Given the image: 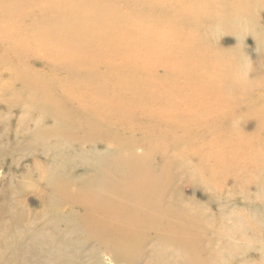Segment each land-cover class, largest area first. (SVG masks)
<instances>
[{"label":"rangeland","instance_id":"374dc122","mask_svg":"<svg viewBox=\"0 0 264 264\" xmlns=\"http://www.w3.org/2000/svg\"><path fill=\"white\" fill-rule=\"evenodd\" d=\"M5 1L8 0H0V34H3V29L11 24V26L17 29L16 33H11L14 35L9 34L0 39V140H3V143L0 141V165L2 163L4 164V167L0 169V186L5 187L3 190L8 187L7 185H9L10 181V184H14V181H16L18 177L24 176L25 179L22 186L19 184V187L17 188L14 186V189H19L18 191H20V188H22V198L20 200L26 203L27 208L38 211L41 210V198L44 197L42 194H45L47 198L50 197L51 187H48V185L62 186L68 183L67 180H70L68 189L76 190L77 185L81 184V180L86 176L93 175L100 167H105V164L111 165V162L114 161L118 163L117 159L119 158L124 159L128 154L127 151H124V153L126 152V156L123 153L124 155L118 154L119 157H117L110 154V152H104V145H98L96 148L95 145L92 146V143H90L88 139L86 142V131H88L89 128L80 123L82 119L90 117L93 113L97 112L102 115L101 111L97 110L101 105L98 101L93 100L85 103L83 101L84 99L90 97L98 100L105 98L124 99L128 102V104H126L127 106L131 105L129 107L132 109V112L145 115L143 117L145 119L140 122L137 121L139 118L134 117L130 118L131 120L126 119L123 121L127 124L131 123L130 125L124 124L125 126H123V128L137 125L139 127V130L136 131L139 133L137 137L143 135L145 139L147 138L149 140H145L148 142L147 144L146 142L143 143L146 150L139 149L136 151L137 156L145 155L146 160L149 158L148 161H150V165L146 166L147 168H145V171L146 173H153L151 179L142 180V183L138 187L140 193L147 194L146 192L150 191V189H154V193L158 191L155 177L156 174H158L157 169L159 167L157 166L158 163H156V157L157 160L160 161L159 156L163 149L157 146L164 148V150L168 148V160H166V164H170L173 169L170 174H172L173 171L176 172H173L175 177L172 176L173 174L171 175L169 187L167 186L163 189L167 192V190H169L168 188H170L172 191L169 190V192L166 193V199L158 197V199H161L162 203L166 200L163 206L175 207L176 209H173L174 211H181V209L183 211L186 208L183 209V205L189 206L188 209L192 207V205H195L193 208L199 210L201 216L207 214L202 224H213L216 229L207 233L204 231L207 239L206 241L200 240L198 242V247L199 249L207 248L209 249L208 254H210V256L214 255L212 257L213 260H211L212 264L213 262H215L214 264H223L222 262H224V264H264V257H262L264 256V249L262 250V246H264V205H262V203H264V164L262 165L263 170H261V164L256 166L257 161L254 157L251 158V156L246 155V151L243 153L241 151V156L235 161L232 159V163H236V168L235 165L229 163V161H225L226 166H228V163L232 166L224 170V174H221V176L219 175V178L214 181L210 180L212 177L208 175V177L206 176L207 178L199 175L192 166L188 171L187 165H178L179 163L177 160H175L177 162H175V164L171 162V160L174 161L173 158H176L179 153L176 151L177 148L172 150L170 147L173 143V139L170 140L171 144H168L166 147L157 144L155 140H151L153 143L150 142V136H157L158 134L159 136L163 135L167 140L171 137H187V141L179 142L178 146L183 145L181 149H184L187 147L188 143L193 141L195 131L185 136V132L176 133V128L188 130L193 125H188L189 117L186 116V111L192 109L196 105L198 90L196 82H198L199 78H196V76L194 77V72L198 74L204 73L206 76L205 79L207 80L206 83H215L216 87L214 89H217L219 92L218 95H216V92L212 89V96L198 94L199 98H205L203 101L205 106L212 105V99L216 98H240L241 100L239 101H242L243 97H245V99L249 97L248 102H251L250 104L252 107L258 101L264 100V98H261L262 96L257 95L262 91V88L256 90L252 94L245 93L243 96L239 90H232L229 86L225 87L223 80H218L216 78L217 74L223 72L225 66L235 65L238 69L244 70V74H242L243 77L246 74L251 76L249 82L254 84V86L257 87L259 84H264V52H261L264 50V40L260 34L264 29V24H262L264 23V2L260 4L254 0H249L250 3H248V0H243L248 3L245 5L243 1L239 0H200L201 4L194 7L191 15H187L185 12L187 8L184 5L186 0H61L60 3L55 5V8L62 11V13L53 14H49L48 12V8L52 4L49 3V0H35L36 3L28 5L23 12L3 8L2 4ZM187 1L190 2L192 0ZM15 2L16 0H11L10 4L13 5ZM118 2L121 3L116 5ZM245 11L246 15H244ZM25 12L33 13L32 19L26 20V22L23 21ZM46 12L48 15H44ZM18 13L20 14L19 17ZM93 13H98L101 16V21H92L90 18ZM249 17H252L253 21L250 20ZM246 20H250V22ZM75 23L90 25L94 49L98 55V59L94 53V59L84 64H75L74 61L66 59L68 57V51L62 44L64 41H72L70 37L73 36L67 35L70 28ZM134 23L139 24L140 27H133L132 25ZM256 23L259 25H256ZM123 24L127 27L123 28ZM159 25H168V28L158 29L157 27ZM260 26H262V28H259ZM190 28H193L194 31V34L190 36L194 41L192 43L198 44L194 53L196 55H202L203 53L207 55L208 60L202 62L203 64L197 62L191 64L188 59H184L181 56L182 49L191 43V40L186 38ZM259 29L260 33H257L256 31ZM86 30L87 28L85 27L84 31L82 29L83 33L78 34L85 35L84 32ZM237 32H239V34ZM183 33L185 39H180L178 35ZM131 34H135V36L133 37ZM255 34H258L260 39H262L259 40L255 38ZM237 36L241 37L238 38ZM238 43H241V45ZM200 46L204 48L199 50ZM239 46L241 47L239 48ZM188 50L192 51L191 49ZM149 51L150 53L145 54ZM240 51L242 52L240 53ZM127 53L132 55L131 62H126L122 58V56ZM241 54H245L244 57H242L243 55L241 56ZM253 56L256 57V59ZM261 56H263L262 61ZM8 58L9 61L6 60ZM59 64L69 66L61 68L55 66ZM97 67L98 69H96ZM99 67L101 69H99ZM14 74L20 76H15ZM203 81L202 79V82ZM99 87H101L100 90ZM68 96L80 98L74 101V103H79V105L83 107V112L76 106H73L69 108V112L55 117L56 115H53L52 111H50H54L52 103L56 99L60 100V103L61 101L65 102ZM146 99H148V103L156 99L164 101V104L159 109L153 108L148 111L145 105L140 103ZM9 105L13 108H10ZM259 105L261 107L260 103ZM215 107L213 108L212 106L213 110ZM44 110H46V113ZM26 111L28 112L26 113ZM170 111L185 114L175 118L171 117L176 124V127L172 130H167L165 125L162 126L160 124L156 128L154 126V120H152V123L148 120V118H152L150 114L156 115L158 118L163 114H169ZM40 112H44L45 115ZM29 113L30 115H28ZM211 113H213V111H211ZM237 114L240 117H242V115L246 116L241 113ZM30 116L31 118H29ZM23 117H27L29 120ZM105 117L106 116H102V118ZM165 117L167 118V115ZM204 117L210 129H221L226 126L225 123H228L227 128L222 129L220 133L226 131L228 132V134L226 133L227 135L235 134L238 137H242L240 133H247V136L255 142L264 139V122H257L259 120L263 121L262 119H257V121L254 120L248 123L245 122L247 118L242 119V117V123L241 121H236V123H232L230 126L228 121H233L235 119L228 113L219 116H216V114L206 115ZM216 117H218V122ZM73 122H75L74 125ZM39 123L40 125H38ZM246 124H248V126H245ZM257 124L259 126H257ZM104 127L102 126L97 129L98 127L94 125L89 131L91 134L93 133L92 135H94V137H97V134L100 133L98 136L101 137L103 135L102 138H107L108 140L112 139V135L114 134H112V132H114V129L108 126ZM8 129L9 131H7ZM94 131L98 133L95 134ZM122 131L123 130L119 133L124 135ZM153 131H157V133H153ZM39 132L42 135H40ZM107 135L111 138H108ZM83 136L86 138L83 139ZM81 139H83V143H81ZM240 140L245 142L243 139ZM110 144H113V142ZM244 144L245 143L241 145ZM257 145L258 142L256 146ZM92 150L94 151L93 154H95V152H101L99 158H97V155L93 156ZM143 150L146 152L144 153ZM82 153L83 157H81ZM149 153L151 154L149 155ZM38 157L40 159H38ZM115 157L117 158L115 159ZM52 159H54V163ZM99 159H103L101 160L102 162H100ZM93 161H95L96 164L100 162L102 165L100 166L98 164L97 168L93 166ZM104 161L106 162L103 163ZM92 162L93 165H91ZM248 163L255 166L247 165ZM34 164L37 166L34 167ZM53 164H56V167L59 169L54 167L55 165L53 166ZM60 164L63 165V168L60 167ZM241 164L242 166H240ZM175 165H177V167ZM28 166L30 170H28ZM163 167L160 171L163 170ZM183 168L187 169L186 172L180 173ZM42 170L43 173L40 174ZM73 172L78 174L79 177L77 179H73ZM123 172L127 171L124 170ZM236 172L237 175L234 176L233 174ZM59 173L62 175H59ZM108 173L112 174L110 176L107 175L108 178L114 175L110 171H108ZM176 173L179 175H176ZM184 173L186 174L184 175ZM189 173L190 175H188ZM132 174L135 175L134 171ZM53 175L56 177L54 178ZM94 175H98V173ZM123 175V173H121V176L117 174V177L119 176L121 179ZM42 176L45 178H42ZM57 177L60 178V181L57 180L59 179ZM113 178L116 179L114 176ZM172 178L174 179L172 180ZM64 180L66 182H64ZM174 182L175 184L171 185ZM201 182L203 183L201 184ZM221 182H223V184H221ZM159 183L160 180L158 181V184ZM205 183L208 186H205ZM198 184L202 187H199ZM225 184L227 185L224 186ZM229 184H231V186ZM44 185H47V187ZM95 186V182H90L89 185L85 186L86 188H90L86 191L89 193ZM204 186L206 188H204ZM227 186L229 188H227ZM217 188H219V190ZM227 189H229L230 192ZM41 190L43 191L40 192ZM175 190L178 193H176ZM0 192L1 202L3 200L2 194L5 193L1 190ZM262 193L263 195L261 196ZM179 194L182 199L179 198ZM5 195L14 199L17 197V195ZM22 195L25 197L23 198ZM82 195L86 196L84 194ZM175 197L179 199H175ZM51 200L50 202L55 204L53 199ZM168 200H170L169 203ZM177 200L178 202H175ZM179 207L180 209H178ZM3 211L4 208L1 205L0 225L1 223L4 224V221L7 224V220H10V218L7 217L6 219L2 216ZM130 213L131 212H129V214ZM207 218H209V220ZM6 224L3 225V228H5ZM234 224L236 227H233ZM201 226L203 225H200L198 230H201ZM217 229H220V231ZM221 230L224 231V233ZM214 231L216 234L213 233ZM221 232L222 236L220 235ZM51 233L53 232L51 231ZM80 234L83 233L77 232V236ZM224 234L228 236L225 237ZM74 238L75 237L71 239L74 240ZM213 239L215 240V244L213 242L212 245L209 240ZM72 242H77L76 238L75 241ZM259 242L263 243L261 244ZM251 244L253 245L251 246ZM94 245L89 244L87 246L93 247ZM76 246L78 247V244ZM136 248H138L137 251L139 253L143 250V246H136ZM175 248L176 250L172 249L169 244H153L152 251H155L156 255L160 254L166 257H170L171 255H183L181 251L178 250L179 248L177 246H175ZM259 248L261 250H259ZM255 249H258V251L256 252ZM41 250L44 253L46 252L43 248H41ZM199 259L202 263H205L207 258L204 257ZM161 263L167 264V261H156L154 264ZM181 264H183V262Z\"/></svg>","mask_w":264,"mask_h":264},{"label":"bare ground","instance_id":"6f19581e","mask_svg":"<svg viewBox=\"0 0 264 264\" xmlns=\"http://www.w3.org/2000/svg\"><path fill=\"white\" fill-rule=\"evenodd\" d=\"M239 1H243V0H239ZM254 1L258 2L260 4H262L264 2V0H254ZM10 2H11V0L5 1L2 4V7L3 8H9L10 10L14 9L18 12H23L24 9L28 5L36 3L35 0H30V1L16 0V2L13 5L10 4ZM60 2H61V0H49V3H52L48 8L49 14L62 13V11H59L55 8V5L60 3ZM120 3L121 2H118V3H116V5H118ZM244 3H245V5H247L250 2L248 0V3L247 2H244ZM200 4H201L200 0H192L190 2L186 0V3H184L185 7L187 8L185 11L186 14L191 15L194 7L198 6ZM219 6H220V4H219ZM246 8L249 9L248 7H246ZM44 15H48L47 12L44 13ZM244 15H246V11H245ZM19 16H20V14L18 13V17ZM249 16H251V15H249ZM32 17H33V13H26L25 12L23 21L26 22V20L32 19ZM90 19L94 22L95 21H101V16L98 13H93L92 17ZM249 19L253 21L252 17L251 18L249 17ZM250 20L249 21L246 20V21L250 22ZM258 23H260V22H258ZM262 24H264V23H262ZM11 25H9L3 29V34H0V39L2 37H6L9 34L14 35L11 33H16L17 28H15ZM256 25H259V24L256 23ZM132 26L135 28L140 27V25L137 23H134ZM85 27L87 28V30L84 32L85 35H82V34L79 35L78 33H83V31L85 30ZM122 27L125 28L127 26L125 24H123ZM157 28L158 29L168 28V25L167 26L159 25ZM259 28H262V26H260ZM82 29H83V31H82ZM252 31H253V28H252ZM259 31H260V29L257 30L256 32L258 33ZM237 33L239 34V32H237ZM192 34H194V31H193V28L192 29L190 28V31H188L189 36L186 35L187 36L186 38L190 39L191 43L189 45H187L184 49H182L181 56L184 59H188V61L191 64L192 63L195 64L196 62L202 63V62L208 60L207 55H205L204 53L202 55H196L194 53V51L198 47V44L192 43V42H194L192 40V38L190 37V36H192ZM260 34L264 40V29L262 30V32ZM157 35H159V34H157ZM67 36H73V37H70V39L72 41H64L62 44V46L65 47L68 51L67 52L68 57L66 58L67 60L74 61L75 64H84L90 60H93L94 54L97 56V59H98V55L96 54V51L94 49L93 36H92V32H91L89 24L75 23L70 28V31L68 32ZM131 36L134 37L135 34H131ZM244 36H243V38H244ZM178 37L180 39H185L184 33L179 34ZM240 37H238V38H240ZM255 38H258L259 40L262 39V38L260 39V36H258V34H255ZM255 38H254V40H255ZM241 43L240 44L238 43V44L241 45ZM253 45H255V44H253ZM240 47L241 46H239V48ZM201 48H204V47L200 46L199 50ZM188 49H191L192 51H189ZM242 51H240V53ZM261 52H264V50ZM147 53H150V51L146 52L145 54H147ZM242 55L243 54H241V56ZM244 55L242 57H244ZM122 58L126 62H131L132 55L127 53V54L123 55ZM251 58H252V56H251ZM254 58L256 59V57H254ZM262 59H263V56H261V61H262ZM6 60L9 61V58ZM55 66H57L58 68H61V67H68L69 65L59 64V65H55ZM96 69H98V67ZM99 69H101V68L99 67ZM213 71H215V70H213ZM243 72H244V70L238 69L235 65H227V67L225 66V69L223 70L222 73H219L216 75V78L218 80H220V79L223 80V83H225V87L229 86L232 90H239V92L242 95L245 93H251L252 94L256 90H259L262 88V91L259 92L257 95L262 96L261 98H264V84L263 85L259 84L257 87L254 86V84H251L249 82L251 76L246 74L243 77V75H242V74H244ZM15 76H20V75L16 74ZM195 76H196V78H199L198 82H196L197 89H198L197 90L196 105L192 109H188L186 111V116L189 117V119H188L189 124L188 125H191V124H193V125L188 130H181V129L176 128V133L185 132L184 133L185 136L189 135L190 132L195 131L193 141L191 143H188L187 147H185L184 149H181L183 147V145L178 146V144L181 141H187L188 140L187 137H177V138L171 137L167 140L165 137H163V135L159 136V134H158L157 136H159V137L154 136V135H152L154 137L150 136V138H151L150 142L153 143V141H151V140H155L157 144H159L163 147L164 146L166 147V146H168V144H171L170 140L173 139V141H172L173 143L170 147L172 148V150L177 148L176 151H178L179 153L176 156V158H173L174 161L171 160V162L175 164V162H176L175 160H177L179 163L178 165H181V166L187 165L188 171L192 166L195 169V171L198 172L199 175H201L202 177H206L208 175L209 177H212V179H210V178L209 179L214 180V181H216L217 178H219V175L221 176V174H224V172H225L224 170H227V168L229 166H232V165H229V163H232V159H234L233 161H235L239 156H241V154L244 151L247 152L246 155L251 156V158L254 157L257 161L256 166L261 164L260 168H261V170H263L262 165L264 164V139L263 140L261 139V140L255 142L247 136V133H240L242 137H238L235 134L227 135L228 132H226V131L223 133H220L222 131V129L227 128L228 123L227 124L225 123L226 126L224 128H221V129H212L211 128L210 129L205 122L204 116L214 115V114H216V116H219L221 114L228 113L229 115H231L233 117V119H235L233 121L232 120L228 121L230 126L232 123H236V121H238V122L241 121V123H242V119H245V118H247V120L245 122H248V123L252 122L254 120L257 121V119L258 120L262 119L263 121H260V120L257 121V122L261 123V122H264V100L258 101L252 107L250 104L251 102L250 103L248 102L249 97L247 99H245V97H243L242 101H239V100H241L240 98L239 99H237V98H232V99H230V98H216V99H212V101H213L212 105H206L205 106L203 103L205 98H199L198 94L212 96V94H211L212 89H214L216 87V85H215V83H213V84L206 83L207 80L205 79L206 76L204 73L198 74V73L194 72V77ZM202 79L204 80L203 82H202ZM100 88L101 87H99V90H100ZM214 91L216 92V95H218V93H219L218 90L214 89ZM66 99L67 100L65 102L61 101V103L59 102L60 100L56 99L52 103L54 111L50 110V109L49 110L52 111L53 115H56L55 117H57L58 115L64 114L66 112H69V110H70L69 108L73 107V106H76L77 108H79L83 112V107L81 105H79V103L78 104L74 103V101H77L80 98H78V97L74 98L73 96H68V97H66ZM207 99H209V98H207ZM93 100H96L101 104L97 108V110H100L102 115H100V113H97V112L93 113L90 117H86L85 119H82V121H80V123L82 125L87 126L89 129L93 128L94 125L98 127L97 129H99L102 126L104 127L106 125L108 127H111L112 129H114V132H112V134L114 133L115 135L113 134L114 136L112 135V139L108 140L107 138H102L103 135L101 137L98 136L100 133L97 134L98 132L95 133V131H94V133L97 134V137H94V135H92L93 133L91 134V132L88 129V131H86L87 132V135H86L87 138L83 136V139L86 138L85 141L88 139V141L90 143H92V146L95 145L96 148L98 147V145H104V147H105L104 152H110V154L115 155L117 157H119L120 154H123L124 151H127V153H128L127 156L125 154L126 152L124 153L126 156L125 157L126 159L124 157H123L124 159L119 158V159H117L118 163H116V161H114V162H111V165L105 164V167H103V168L100 167L97 170V172H95V173H98V175H94L95 173L94 174L92 173L93 175L86 176L85 178H83L80 182L81 184L77 185L76 190L75 189L74 190L68 189V183H70L69 182L70 180H67L68 183H66L65 185H62V186H60V185L59 186L48 185V187L49 186L51 187L50 197L47 198L45 194H42V195H44V197L41 198V208H40L41 210H38V211H36L35 209L27 208L26 203L24 201L20 200L22 198L21 197L22 188H20L21 189L20 191H18L19 189L18 190L14 189V186H16L18 188L19 184L22 186V183H24L23 181L25 179L24 176L18 177V179L16 181H14L15 182L14 184L13 183L10 184V182H11L10 181L9 185H7L8 187L5 190H3V188H5V187L0 186V190L2 192H4L5 194L11 195V196L17 195L16 199H14V198L7 197L5 194H2L3 200L0 202V206L2 205L4 208V211L2 212V216H4V218H6V219H7V217L10 218V220H7V224L3 220L4 224H6L5 228H3L4 224L1 223V225H0V264H154L156 261L157 262H163L164 260L167 261V264H177V263L181 264L182 262H183V264H212L211 260H213L212 257L214 255L210 256V254H208L209 249H207V248L199 249V247H198V242L200 240L206 241V239H207V236L204 234V231H205V233H207L211 230L216 229V227H214L213 224L212 225L211 224H202V222L206 219L205 215L207 216V214L204 215L203 213H201L202 215H204V216H201L199 210H195V208H193V206H195V205H192V207H190L189 209H188L189 206L183 205L184 206L183 209L186 207L185 210L182 211V209H181V211H174L176 209L175 207L173 208V207H164L163 206V204H165L166 200L162 203L161 199H158V197L166 199V193L169 192L170 188H168L169 190H167V192L163 189H165L169 185V183L171 182V175L173 174V172H176V171H173L172 174H170L173 169H172L170 164H166L167 163L166 160H168L167 159L168 158L167 157L168 151H169V150L167 151L168 148L166 150H164V148L157 146L158 148L163 149L160 156H159V159L161 162L158 161L157 157H156V163H158L157 166L159 167L157 169L158 172L156 171L158 174H156V177H155L156 178V186L158 188V191H156L154 193V189H150V191L146 192L147 194H144V193H140V191L138 190V187L142 183V180L151 179L152 174H153L152 172L146 173V171H145V168H147L146 166L150 165V163H149L150 161H148L149 158H148V160H146L145 155L137 156V154H136L137 150L145 149L143 143L146 142L145 140L147 138L145 139L144 136L141 134H140L141 137H137L139 135V133L136 132L137 130H139V127L137 125H134V126L132 125L130 127L123 128V126H125L124 124H127V123H124L123 121L126 119H130V118L134 117V118H139V119H137V121L140 122L141 120L145 119V118H143L145 115L142 113L138 114V113L132 112V109L129 107L131 105L127 106L126 104H128V102L126 100L120 99V98H115V99L114 98H105L102 100H98L96 98L90 97V98L84 99L83 101L85 103H88V102H91ZM140 103L142 105H145L146 110L150 111L153 108L154 109L161 108L164 104V101L155 99V100H152L151 102L148 103V99H146L145 101H142ZM259 103L261 104L262 108L260 107ZM9 106H10V108H13L11 105H9ZM39 106H41V105H39ZM39 106H36V107H39ZM212 106H213V108L216 106L214 110H213ZM42 107H43V104H42ZM44 111L46 113V110H44ZM211 111H213V113H211ZM27 112L28 111H26V113ZM26 113H25V115H26ZM40 113H44V112H40ZM45 113H44V115H45ZM237 113L245 114L246 116L242 115V117H243L242 118V117L238 116ZM28 115H30V113ZM150 115L152 116V118H148V120L151 123H152V120H154V126L156 128L160 124L162 126L165 125V127H167L166 128L167 130H172L176 127V124L171 119V117L175 118L177 116H182L185 114L180 113V112H176V111H170L169 114L166 113L168 119L165 117L166 115H164V114L158 118L156 115H153V114H150ZM31 116L29 118H31ZM102 116L103 117L106 116V117L102 118ZM51 117H52V115H51ZM25 118L27 120H29V118H27V117H25ZM33 119H34V117H33ZM216 119L218 122V117H216ZM24 121H26V120H24ZM28 123H30V122H28ZM74 124H75V122H73V125ZM130 124H127V125H130ZM38 125H40V123ZM69 125H71V124H69ZM262 125H263V123H262ZM187 126H185V127H187ZM245 126H248V124H246ZM257 126H259V125L257 124ZM121 130H123L122 133L124 135L119 133ZM7 131H9V129ZM24 131H26V130H24ZM99 131L102 132L101 130H99ZM17 133H18V131H17ZM153 133H157V131H153ZM39 134H40V132H39ZM110 134H111V132H110ZM18 135H19V133H18ZM40 135H42V134H40ZM83 135H84V133H83ZM43 136H45V135H43ZM165 136H166V133H165ZM108 138H111V137L108 136ZM83 139H81V141H82L81 143L84 142ZM240 139H243V141H245V142H242ZM110 141L113 142V144H110L111 143ZM140 141H141V143H140ZM257 142H258V145L256 146ZM90 143H89V145H90ZM147 143L148 142H146V144ZM243 143H245V144L241 145ZM145 146H148V145H145ZM81 147H82V145H81ZM223 150H224V152H223ZM95 151H96V149H95ZM170 151H171V149H170ZM241 151H242V153H240ZM89 152H87V153H89ZM93 152L94 151L92 150V154H93ZM145 152L146 151H144V153ZM100 153L95 152V154H93V156L97 155L98 157L97 156L96 157L99 158V156L101 155ZM150 154L151 153H149V155ZM82 155H83V153L81 154V157H83ZM90 155H91V153H90ZM106 156H108V155H106ZM67 157H68V155H67ZM71 157H72V154H71ZM71 157H70V159H71ZM117 157H115V159ZM146 157H147V155H146ZM109 158H112V157H109ZM38 159H40V158L38 157ZM62 159H63V157H62ZM101 160H103V159H101ZM101 160H100V162H102ZM40 161H42V160H40ZM52 161L54 163V159H52ZM55 161H56V159H55ZM225 161H229L228 166L225 165ZM62 162H64V161H62ZM72 162H74V161H72ZM93 162H94V165H93ZM93 162L91 163V165H93V166L97 167L98 164L100 166L102 165V163H100L99 161H96V162H99L98 164H96L95 161H93ZM105 162L106 161H104L103 163H105ZM59 163H60V161H59ZM87 163H89V162H87ZM83 164H85V163H83ZM238 164H237V167H238ZM242 164L240 166H242ZM31 165H32V163H31ZM91 165H90V167H91ZM154 165H155V163H154ZM233 165H235V168H236V163ZM247 165L255 166V165H251L250 163H248ZM36 166L34 164V167H36ZM44 166H46V165H44ZM53 166L56 167V164H53ZM62 166L63 165L60 164V167H62ZM175 166L177 167V165H175ZM3 167H4V164L2 163L0 165V169H2ZM72 167H73V165H72ZM111 167H112V169H111ZM162 167H163V170L160 171V169ZM243 167H246V166H243ZM27 168H29V166ZM56 168H58V167H56ZM97 168H95V169H97ZM178 168H180V167H178ZM95 169H94V171H95ZM187 169L183 168V170H181L180 173L186 172ZM247 169H249V168H247ZM28 170H30V168ZM124 170H126L127 172H123ZM17 171H18V169H17ZM108 171L112 172L114 174L113 176L116 177V179L113 178V176L108 178V176L112 175L111 173L109 174ZM133 171H134L135 175L132 174ZM21 172H23V171H21ZM65 172H68V171H65ZM74 172L72 173V177H73V179H77L79 176H78V174H76ZM90 172H92V171H90ZM41 173H43V170L40 171V174ZM85 173L88 174L87 172H85ZM121 173H123L124 175L120 179L119 176L117 177V174L118 175L120 174V176H121ZM16 174H18V173H16ZM177 174L178 173H176V175ZM185 174L186 173H184V175ZM260 174H261V172H260ZM5 175H7V174H5ZM55 175H56V173H55ZM59 175H62V174L59 173ZM188 175H190V173ZM233 175L236 176L237 172L234 173ZM172 176L175 177V174H173ZM55 177L56 176H54V178ZM42 178H45V177L42 176ZM57 178H59V177H57ZM67 178H69V177H67ZM173 179L174 178H172V180ZM201 179H204V178H201ZM57 180L60 181V178ZM65 180H64V182H66ZM159 180H160V183L158 184ZM224 180H226V179H224ZM90 182H95L96 186L94 188H92L91 191L88 193L86 190L90 189V188H88V187L86 188L85 186L89 185ZM73 183H74V181H73ZM202 183L203 182H201V184ZM212 183H215V182H212ZM46 184H48V183H46ZM174 184H175V182L172 183L171 185H174ZM221 184H223V182H221ZM226 185L227 184H225L224 186H226ZM229 185L231 186V184H229ZM44 186L47 187V185H44ZM198 186H199V184H198ZM205 186H208V185H206V183H205ZM205 186H204V188H206ZM199 187H202V186H199ZM215 187H218V186H215ZM221 188H223V187H221ZM227 188H229V187L227 186ZM217 189L219 190V188H217ZM227 190L229 191V189H227ZM42 191L43 190H41L40 192H42ZM170 191H172V190H170ZM258 191H261V190H258ZM175 192H176V190H175ZM216 192H218V191H216ZM222 192H224V191H222ZM222 192H221V194H222ZM262 192H263V189H262ZM176 193H178V192H176ZM206 193H207V191H206ZM206 193H204V194H206ZM263 193L261 194V196L263 195ZM0 194H1V192H0ZM82 194H84L86 196H83ZM214 194H215V192H214ZM257 194H259V193H257ZM24 197L25 196H23V198ZM263 197H264V195H263ZM176 198L177 197H175V199ZM179 198H181V195ZM179 198H177V199H179ZM183 198H185V197H183ZM51 199H53L55 204L50 202ZM169 201L170 200H168V203H169ZM175 202H178V200ZM39 204H37V205H39ZM177 205H176V207H177ZM262 205H264V203H262ZM191 208H193V209H191ZM198 208H199V205H198ZM178 209H180V207ZM129 212H131V213L129 214ZM260 216H261V214H260ZM0 218H1V216H0ZM207 219L209 220V218H207ZM200 222H201V224H200ZM235 224L233 225V227L234 226L236 227ZM200 225H203V226H201V230H198V227ZM217 230L220 231V229H217ZM230 230H231V228H230ZM51 231L53 233H51ZM77 232H80V233L82 232L83 234H80L79 236H77ZM222 232L224 233V231H222ZM222 232L220 234L221 236H222ZM232 232H234V231H232ZM213 233H215V231ZM227 236L225 235V237H227ZM231 236H229V237H231ZM73 237L76 238L77 242H74V243L72 242V241H75V238H74V240H72ZM209 241H211V244L213 245V242L215 240L213 239V240H209ZM259 243H261V242H259ZM77 244H78V247L76 246ZM89 244L90 245L95 244V245L93 247H89V246H87ZM153 244H155V245L156 244H164V245L169 244V245H171V248L174 250H176L175 246H177L179 248L178 250L181 251V253L183 255H179V256L171 255L170 257H166V256H163L160 254L156 255L155 251H152ZM214 244H215V242H214ZM79 245H80V248H79ZM252 245L253 244H251V246ZM136 246H143L142 252L139 253L137 251L138 248H136ZM131 247H133V248H131ZM148 247H149V249H148ZM241 247H243V246H241ZM262 247H263L262 248V250H263L264 246H262ZM41 248H43L46 252L44 253L41 250ZM216 248H218V247H216ZM259 250H261V249L259 248ZM150 251H152V252H150ZM257 251H258V249L256 250V252ZM263 251H261V252H263ZM211 253H213V252H211ZM220 254H221V252H220ZM189 255L192 257H190ZM204 257H206L207 259H206L205 263H202L199 258H204ZM262 257H264V256H262ZM226 259H224V260H226ZM214 263L215 262H213V264ZM222 263L224 264V262H222Z\"/></svg>","mask_w":264,"mask_h":264}]
</instances>
